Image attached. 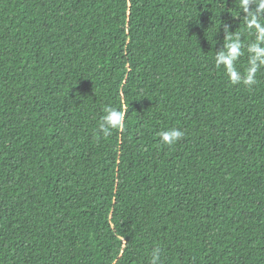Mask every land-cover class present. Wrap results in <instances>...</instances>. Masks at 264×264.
<instances>
[{"label": "trees", "instance_id": "1", "mask_svg": "<svg viewBox=\"0 0 264 264\" xmlns=\"http://www.w3.org/2000/svg\"><path fill=\"white\" fill-rule=\"evenodd\" d=\"M243 15L0 0V264H151L156 247L159 264H264V68L248 88L214 62L227 25L244 73ZM109 106L125 128L105 137Z\"/></svg>", "mask_w": 264, "mask_h": 264}, {"label": "clouds", "instance_id": "2", "mask_svg": "<svg viewBox=\"0 0 264 264\" xmlns=\"http://www.w3.org/2000/svg\"><path fill=\"white\" fill-rule=\"evenodd\" d=\"M239 9L244 13L243 20L246 28L254 35V40L248 43L247 67L244 73L237 67L238 61L244 55V44L239 35H233L229 26L225 25V42L223 47L216 52L215 66L222 68L229 81L233 85L243 84L251 88L257 83L256 74L264 68V0H238ZM254 5V7H253ZM101 117L99 132L105 137L110 136L113 130L122 131L125 128L126 110L114 107H106ZM159 142L163 145L172 146L183 136L184 132L179 128L161 130L158 134ZM161 249L156 247L152 250L151 264H159Z\"/></svg>", "mask_w": 264, "mask_h": 264}]
</instances>
